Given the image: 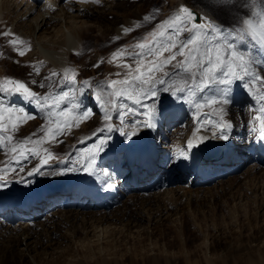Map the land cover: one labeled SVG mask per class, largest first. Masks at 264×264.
<instances>
[{
  "label": "bare ground",
  "instance_id": "1",
  "mask_svg": "<svg viewBox=\"0 0 264 264\" xmlns=\"http://www.w3.org/2000/svg\"><path fill=\"white\" fill-rule=\"evenodd\" d=\"M179 1L191 4L186 0H178L175 5ZM49 3L53 8L47 7ZM200 7L214 17L204 6ZM141 13L142 7L138 6L135 0H99V3L94 0H0V34L10 33L7 36L0 35V59L13 57L16 62L37 61L44 65L45 70H42L46 74L61 71L62 75L65 69L71 70L75 63L78 64L77 72L80 73L85 71L84 68L91 62L100 61L102 72L94 76L100 75V79L106 82L118 79L120 77L115 73H123L125 70L108 61L112 58V53L122 47L131 50L132 45L125 43L135 32L138 22L141 23ZM165 20L167 17H164L161 23ZM216 23L218 24V21ZM122 26L131 28L132 31L125 35ZM17 37L24 42L30 40L27 46L30 50L26 51L24 56L18 54L17 49H21L19 41L15 45L9 43ZM91 37L97 38V41L109 42L108 48L117 47L106 56L105 62L101 59L108 48L102 49L101 43L90 45ZM92 54L96 58H90ZM259 55L264 56V48L259 49ZM83 56L84 59H81ZM126 62L131 63V60ZM1 66L2 63L0 75L6 76ZM98 68L101 67H95V70ZM168 71L172 72L174 69ZM46 74L41 77H47ZM58 84V79L53 80L51 92L55 93L64 88L58 87ZM65 87L67 88V82ZM211 92L212 90H207L205 94ZM243 93L240 88L234 89V103L229 108L228 116L233 124L232 107L239 108L243 101L254 103ZM7 99L21 103L19 96ZM23 106L34 111L32 105L25 103ZM88 107H93L91 101L88 102ZM94 110L96 120L102 123L103 109L97 106ZM162 111L156 128L142 130L133 142H123L118 133L111 134L110 150L101 154L98 168L115 173L113 180L116 186L112 190H103V176L82 173L56 177L35 175L29 178L33 181L31 184L12 183L9 188L0 190V264H11L15 259H18L15 263H21L25 257H28V261L22 264H121L124 258H128L130 264H169L166 249L157 244L156 238L153 239L151 223H155V218L159 216L170 219L172 216L168 213V205L176 208L180 197H187L191 192L200 193L206 187V193L212 195L209 183L219 179L220 176L217 175L235 173L251 160H255V163L248 169L250 174L245 179L249 180L247 185H250V188V182L254 185L251 188L254 193L253 201H258L259 190L256 189L257 177L254 171H258L264 164V143L258 135L253 138L254 134L251 133L248 141L245 139L246 130L240 123L238 129L234 125L230 134L231 141L208 140L191 149L189 160L170 163L179 150L186 149L187 141L192 138L196 128V122L190 104L181 106L171 98H163ZM202 111L211 112V109L205 108ZM256 114L254 111L253 115ZM237 115L236 113L235 117ZM112 116L114 122H118V114L112 112ZM176 121L185 122L189 128L181 132L174 130L170 134L169 128ZM35 122L40 127L44 123L40 120ZM83 132L78 138V148L85 147V144L80 143L81 138L89 136L86 130ZM92 142L87 141L89 145ZM208 148L217 151L216 154L208 155ZM75 152V148L70 152L73 157ZM167 160L166 165H163ZM37 163L33 158L25 172ZM50 164L57 168L69 166L60 163L59 159L50 161ZM262 173L264 174V170ZM210 176L211 179L206 178ZM183 182H186L185 186L172 188L173 184ZM219 186H222L221 183ZM215 188L217 186L213 187L214 190ZM136 191L143 195H136ZM121 193L130 194L126 203L121 201ZM60 199L61 202L57 204L60 210L51 212L49 216L48 213L43 223L36 222L42 211L53 209ZM189 199L188 196L187 200ZM150 202L158 203V209L150 208ZM260 202L262 203L259 205L264 206V198ZM161 206L162 208H159ZM244 210L247 213V206H244ZM157 211L159 213L155 215ZM232 218L233 216L230 217V223ZM17 219L24 221L22 224L19 222L17 226L6 223V220L17 222ZM65 227L70 238L85 231V234L82 233L85 236L77 239L76 249L72 239L63 233ZM179 235H182L181 231ZM180 239L184 242L182 237ZM129 241H132L133 247L123 250L121 246ZM203 244L207 249V243ZM77 249L81 255H78ZM207 263L216 264L210 259Z\"/></svg>",
  "mask_w": 264,
  "mask_h": 264
},
{
  "label": "snow or ice",
  "instance_id": "2",
  "mask_svg": "<svg viewBox=\"0 0 264 264\" xmlns=\"http://www.w3.org/2000/svg\"><path fill=\"white\" fill-rule=\"evenodd\" d=\"M94 2L99 3V0ZM47 7L53 8L50 3ZM252 17L257 19L245 18L242 26L225 28L181 6L175 16L158 24L142 41L131 46V50L122 47L112 53L108 63H116L125 71L115 73L120 78L99 85L98 90H93L87 79L78 85L76 73L70 69L64 70L63 79L58 84L63 88L67 82L68 90L50 91L44 95L19 79L0 81V150L10 157L0 167V190L9 188L12 183L31 184L33 181L29 178L35 175L56 177L81 173L103 176V190H112L116 186L113 180L115 173L98 168L101 154L110 150L111 134L118 133L123 142H133L142 130L155 129L163 114V98H171L181 106L190 104L196 122L186 149L179 150L170 163L189 160L191 149L208 140L227 142L231 138L234 124L228 116L234 103L235 88L243 90L254 101V104L248 105L250 112L257 113L249 122V131L254 138L258 135L264 143V76L260 73L264 56L257 59L249 46H255L257 51L264 48V10L253 11ZM143 19L149 20L150 17ZM130 31L131 28L123 27V34ZM17 41L22 45L25 43L19 37L9 43L15 45ZM28 50L17 49L20 56ZM128 60L131 63L126 62ZM168 66L174 71H167ZM93 67H99V63ZM35 72L39 75L38 66ZM57 75L52 72L41 81L31 80L30 83L51 89L53 78ZM179 75L186 78L182 81L184 86L176 87L173 78ZM208 89L212 92L206 95ZM12 96H19L21 103L15 104L7 99ZM89 101L93 107H88ZM25 103L32 105L34 111H28L23 106ZM62 105H67V108H62ZM97 106L103 109L102 126L91 136L81 138L80 143L85 147L77 149L74 157L70 153L59 158L60 163L69 166L53 167L50 161L57 157L43 145L58 142L57 137L66 130L79 127L81 122L94 117ZM205 108L211 109V112H203ZM112 112L118 114V122H114ZM41 114L48 122L40 129L44 135L33 139L36 135L33 133L13 142L10 133L18 131L22 124ZM88 140L93 142L89 145ZM33 158L39 162L25 172ZM11 173H15L18 179H9Z\"/></svg>",
  "mask_w": 264,
  "mask_h": 264
},
{
  "label": "rangeland",
  "instance_id": "3",
  "mask_svg": "<svg viewBox=\"0 0 264 264\" xmlns=\"http://www.w3.org/2000/svg\"><path fill=\"white\" fill-rule=\"evenodd\" d=\"M136 4L142 7V21L136 27L133 35L128 39L125 43L126 45H135L136 43L142 41L148 33L156 29L158 24H161V21L164 17H167V20L171 19L175 16L174 13V5L178 0H135ZM191 4H196L199 6H204L208 9L214 17L217 19L218 24L225 28H233L242 26V21L245 18H253V11L264 10V0H186ZM145 16L150 17L149 20H144ZM257 19V18H253ZM185 36L187 33L184 34ZM183 38V37H181ZM30 40L25 41L21 48H27ZM100 41V42H99ZM101 43L102 49H107L109 42L105 40H98L95 37L90 38V45L95 46ZM252 48L253 55L259 59V51L253 45H249ZM117 48V47H115ZM108 48L106 53L102 55V61L105 62V58L107 55L111 54L113 49ZM104 51V52H105ZM100 55V53H97ZM167 55V53H165ZM93 54L90 56V58ZM83 56L81 59H84ZM94 57V56H93ZM89 58V59H90ZM96 58V57H94ZM93 59V58H92ZM94 61V60H93ZM24 62V63H22ZM16 62L13 57L9 58H1L0 64L2 63V70L7 74L6 76L0 75V81L6 78L19 79L22 82L26 83L29 87H33V89L40 93L41 95L44 93H48L51 90L48 87L40 88L38 86H33L30 81L36 80L41 81L43 78L41 77L43 74H46L45 67L40 62ZM99 63L101 68L95 70L93 65ZM91 62L87 67H85V71L78 73L79 70L78 64H73L71 68L72 71L76 73L77 84L79 85L85 79L89 80L90 84L93 86V90H98L99 85L107 84L106 81L100 79V75L98 77L94 76L95 74H100L102 72V63L100 61ZM36 63V64H35ZM38 63V64H37ZM16 64V65H15ZM23 64V67H21ZM30 64V65H29ZM39 65V66H38ZM35 66V67H34ZM38 66L40 68V74L37 75L35 72V68ZM13 67V68H12ZM25 69V70H24ZM43 69V70H42ZM94 69V71H93ZM172 67L168 66L166 70H171ZM264 67L260 68L261 75L263 74ZM28 70V71H27ZM26 71V72H25ZM42 72V73H41ZM31 73V75H30ZM52 72L47 73L49 76ZM57 76L53 78V80L58 79V82L63 79V75L61 71H57ZM71 74V73H70ZM37 76V77H36ZM40 76V77H39ZM57 77V78H56ZM186 77L183 75H179L174 77L176 87L184 86L182 84L183 79ZM47 81V80H46ZM48 83V82H47ZM47 83H45L47 85ZM260 85H258L259 87ZM68 88L64 87L60 91H67ZM211 90V89H208ZM55 92V91H54ZM245 94V92L243 93ZM15 104H18L16 101H11ZM241 104V105H240ZM239 104V108L232 107V118L234 121L235 128L238 129V124L243 126L245 132V139L249 141L251 132H249V122L253 120L254 111L250 112L248 110L249 104H254L250 101H243ZM62 108L66 109L67 105H62ZM31 112L30 109L26 108ZM238 114L235 117V114ZM251 115V116H250ZM35 120L44 121L43 125H47L48 122L43 118V114L41 116L27 121L19 127V130L13 133H10L13 136V142H17L23 140L28 137L30 134L35 133L33 139H37L44 135V132L41 131V127ZM184 124V125H183ZM187 124V123H186ZM31 125V126H29ZM180 125V126H179ZM237 125V126H236ZM239 125V126H240ZM50 126V125H49ZM102 123L98 122L94 117L86 120L85 122H81L79 127H72L70 130H66L64 134L57 137L58 142L45 143L43 147L48 148L49 151L53 153L57 159L65 156L70 153L73 148L81 149L77 147L78 138L82 135L84 130H86V134L91 136L98 127H101ZM85 128V129H84ZM171 128V129H170ZM169 128L170 134L174 132V130L181 132L182 130L188 129L189 127L185 125V122L172 123ZM78 135V136H77ZM254 138V137H253ZM231 141V139H229ZM123 144V143H122ZM4 156V157H3ZM255 156H257L255 154ZM0 167L3 166L5 160L10 157L5 154L3 150H0ZM254 157V156H253ZM35 159V158H34ZM252 159V158H251ZM250 159V160H251ZM38 161V159H35ZM159 161L160 159L157 158ZM255 160H251L249 163L243 164L235 173H226L220 176L219 179L215 180L213 183H209V187L212 190V195L206 193L207 187L201 190L200 193L191 192L189 200H187L188 196L180 197L178 203L175 205L176 208L170 207L168 205V213L170 214V219H163V217H156L155 223H151L150 228L152 229L153 239L157 241V244L166 249L169 264H208L207 260H213L216 264H264V206L259 205L262 203V198H264V174L262 173L264 170V164L260 166V169L252 170L256 173L255 179L257 198L258 201L255 203L253 201L254 193H252V189L249 183V180L245 177L250 174L248 171L251 168L252 164H254ZM39 162V161H38ZM168 160L163 164L166 165ZM154 174V173H153ZM213 174V172L211 173ZM22 175V174H21ZM11 178L16 177L15 173L10 174ZM9 176V177H10ZM212 177L214 175H211ZM210 177H206L207 179H211ZM13 177V178H12ZM231 178V179H230ZM235 179L233 182L230 180ZM248 180V181H247ZM221 183V187L218 185ZM14 185V184H13ZM182 185L185 186L186 182L182 184H173L172 188H176L177 186ZM216 187L215 190L213 187ZM251 190H250V189ZM152 192V191H151ZM150 192V193H151ZM136 195L142 196L143 193L136 191ZM129 194V193H128ZM121 193V201L127 202L128 196ZM147 194V193H144ZM206 194V195H205ZM197 195V196H196ZM203 195H205V199H203ZM145 196V195H144ZM252 199V200H251ZM61 202V199L58 200L57 203L54 204L53 209H49L47 212L42 211L36 222L43 223L53 211L60 210V207L57 205ZM158 203L150 202V208L156 207ZM244 206H247V213H245ZM122 207V205L120 206ZM259 207V209H258ZM159 208H162L159 207ZM262 209L261 211H259ZM101 210V209H100ZM98 211V210H97ZM179 212V214H178ZM49 213V214H48ZM159 212L155 213L157 215ZM167 213V214H168ZM48 214V216H47ZM194 214L195 216H193ZM177 215V216H176ZM232 218V223H230V217ZM163 221H161V219ZM177 218V219H176ZM182 218V219H181ZM154 219V220H155ZM195 219V220H194ZM127 220V218L125 219ZM174 220V221H172ZM24 220L20 219L17 222L16 220L11 222L6 220V223H10V225L17 226L18 223L22 224ZM79 221V219H78ZM77 221V222H78ZM157 222V223H156ZM160 222V223H159ZM229 222V223H227ZM164 227H169L168 229H164ZM89 229V228H88ZM63 233H65L69 239H72L74 244V249H76V241L77 239L83 238L85 236V231L82 232L84 234H78V236L70 238L67 228H63ZM182 232V235L180 234ZM180 237H182L184 242H181ZM204 242L207 243V249H205ZM132 241L127 242L121 246L123 250L126 247H131ZM125 247V248H124ZM133 247V246H132ZM154 248V247H153ZM77 249L78 255H81L80 250ZM207 251V252H206ZM152 252V251H151ZM206 252V253H205ZM156 253V251L154 252ZM207 254V256H206ZM210 255V256H209ZM163 257V256H161ZM18 259L10 262L11 264H22L28 261V257H25V260H21L22 262H16ZM121 264H130L128 258H124ZM163 264V263H162Z\"/></svg>",
  "mask_w": 264,
  "mask_h": 264
},
{
  "label": "water",
  "instance_id": "4",
  "mask_svg": "<svg viewBox=\"0 0 264 264\" xmlns=\"http://www.w3.org/2000/svg\"><path fill=\"white\" fill-rule=\"evenodd\" d=\"M181 6H186L192 12L199 14L200 17H204L207 20H210V21L215 22V23L217 22V20L207 10H204L199 5H196V4H194V5L188 4V3L184 2V1H179L174 6V13L175 14L180 10ZM200 22H204V21H200ZM216 152L217 151H215L214 149L208 148L206 153L208 155H212V154H216Z\"/></svg>",
  "mask_w": 264,
  "mask_h": 264
}]
</instances>
